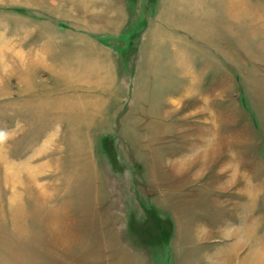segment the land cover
Returning a JSON list of instances; mask_svg holds the SVG:
<instances>
[{
  "label": "rangeland",
  "instance_id": "rangeland-1",
  "mask_svg": "<svg viewBox=\"0 0 264 264\" xmlns=\"http://www.w3.org/2000/svg\"><path fill=\"white\" fill-rule=\"evenodd\" d=\"M241 169L252 202L264 0H0V264H198L197 243L263 244L264 193L237 218L216 190Z\"/></svg>",
  "mask_w": 264,
  "mask_h": 264
},
{
  "label": "crops",
  "instance_id": "crops-1",
  "mask_svg": "<svg viewBox=\"0 0 264 264\" xmlns=\"http://www.w3.org/2000/svg\"><path fill=\"white\" fill-rule=\"evenodd\" d=\"M27 63V62H26ZM29 66H32V64H29ZM244 173L242 176L244 177L247 173V179L244 180L243 186L240 188L235 189L234 191L230 189H226L224 186H216V190L220 193L229 192L230 195L228 196L232 198L233 202H229L227 200V205L230 208L231 214H235L238 218L243 215L244 211H249L250 203L253 205V209H255L256 203L261 200V197L263 196L264 189L261 188V191L256 195L257 197L251 202V191L252 188L255 187V182L252 180V176L250 177V170L241 169ZM254 185V187H252ZM230 190V191H229ZM255 194V193H253ZM230 203H233L231 206ZM230 205V206H229ZM234 215V217H235ZM259 218H261L259 216ZM228 221L220 227L219 225L216 227L211 228V232L214 235H223L226 231L230 230V227H234L235 224H231L229 221H232L234 218H226ZM260 225L263 227L262 221L259 222ZM208 230V228L205 227V231ZM243 230V229H242ZM204 232V230L202 231ZM244 232V231H241ZM236 233L233 231V236H236ZM239 235V233L237 234ZM198 251L196 253L195 260L198 262V264H252V262H259L261 264L264 263V243L263 244H257V245H251L249 241H242L241 239H235L232 240L230 243H226L221 246L217 245H208L204 243H197ZM222 252V254H218ZM198 253L202 254L201 258H198Z\"/></svg>",
  "mask_w": 264,
  "mask_h": 264
}]
</instances>
